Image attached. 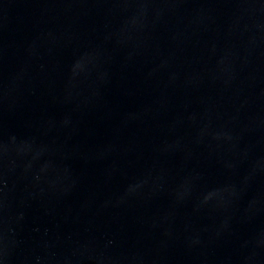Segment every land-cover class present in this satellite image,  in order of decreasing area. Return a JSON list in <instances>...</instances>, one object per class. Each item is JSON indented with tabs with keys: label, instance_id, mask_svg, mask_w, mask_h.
<instances>
[{
	"label": "water",
	"instance_id": "obj_1",
	"mask_svg": "<svg viewBox=\"0 0 264 264\" xmlns=\"http://www.w3.org/2000/svg\"><path fill=\"white\" fill-rule=\"evenodd\" d=\"M0 264H264V0H0Z\"/></svg>",
	"mask_w": 264,
	"mask_h": 264
}]
</instances>
